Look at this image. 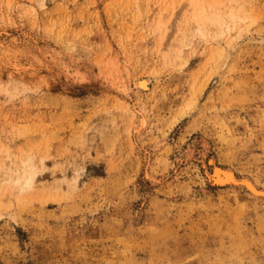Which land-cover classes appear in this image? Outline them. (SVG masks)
I'll use <instances>...</instances> for the list:
<instances>
[{"label": "rangeland", "instance_id": "rangeland-1", "mask_svg": "<svg viewBox=\"0 0 264 264\" xmlns=\"http://www.w3.org/2000/svg\"><path fill=\"white\" fill-rule=\"evenodd\" d=\"M190 1L0 0V264H264V0Z\"/></svg>", "mask_w": 264, "mask_h": 264}, {"label": "bare ground", "instance_id": "bare-ground-1", "mask_svg": "<svg viewBox=\"0 0 264 264\" xmlns=\"http://www.w3.org/2000/svg\"><path fill=\"white\" fill-rule=\"evenodd\" d=\"M205 1L207 2L208 0H205ZM173 2L177 3L176 0H173ZM207 3H209V1ZM172 5H174V4H172ZM189 5H190V9L192 11L191 15L189 17V20H191L192 23L195 24V29H196L197 32H201L202 34H204L203 30H202L201 23L203 22L204 15L207 12L206 3L203 0H199V1L191 0L189 2ZM167 6H168V4H167ZM171 14H173V13H171ZM230 27H232V22L228 21L227 29H230ZM138 85H139V87L141 89H144L146 87V82L141 81V82H139ZM25 164H26V162H25ZM33 168H34L33 166L28 165V166L25 167V169H23L19 173L20 175L27 174V177L25 178V183L26 184H28L35 176V174H34L35 171H34ZM8 174L12 176L13 172L10 171V172H8ZM212 178H213V182L211 184L214 185V186L215 185L216 186H218V185L221 186V185H225V184H229V183H234V185H237L238 187L239 186H244L245 189L247 191H249L255 197H256V195H258L260 193L256 189V186L252 183V181L249 178H247V177H243L242 179L236 178L232 170L224 169L222 167L217 166V164H215V166L213 167ZM20 179L21 178L19 176L14 178L15 183L16 184L20 183ZM8 180L10 181L9 177L7 178L6 175L0 174V184L2 182H7ZM8 190H11V189H8ZM261 193L264 194V192H261Z\"/></svg>", "mask_w": 264, "mask_h": 264}]
</instances>
